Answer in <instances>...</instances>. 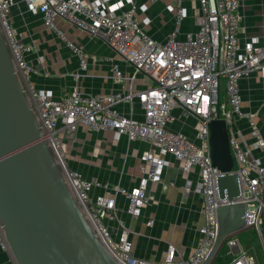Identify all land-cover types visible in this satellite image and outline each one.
Listing matches in <instances>:
<instances>
[{
    "label": "built area",
    "instance_id": "obj_1",
    "mask_svg": "<svg viewBox=\"0 0 264 264\" xmlns=\"http://www.w3.org/2000/svg\"><path fill=\"white\" fill-rule=\"evenodd\" d=\"M156 0H0V34L22 90L64 178L101 245L117 264H202L216 235V208L224 204L217 197L216 178L220 173L209 157L208 123L224 122L232 169L239 197L244 204L245 229L258 240L264 261V165L253 153L264 157V137L256 124V112L243 110L239 80L258 73L264 78V39L246 38L238 43L241 14L239 0H195L194 29L180 31L187 17L183 0H170L164 10L173 17V28L162 41L152 39L144 27L148 5ZM39 15L42 25L53 32L76 57L80 70L86 68L81 48L69 42L56 21L67 23L105 45L113 54L107 59V79L120 91L83 95L76 88L60 98L50 91L36 89L34 69L27 61L33 46L23 43L11 26L13 7ZM142 14L141 21L137 15ZM36 60L41 62L42 58ZM121 65L128 69L123 71ZM76 77V76H74ZM221 81V85H220ZM137 104V109L135 105ZM124 106L125 112L117 109ZM177 112V115L174 114ZM192 119L194 139L169 126ZM246 123V134L235 121ZM90 132H111L114 138L141 142L148 147L138 157L140 178L136 186L125 189L95 178L85 179L67 167L63 140L71 139L78 128ZM174 160L181 172L196 173L192 192L200 198L199 242L193 253L183 259L169 244L160 261L132 255L128 230L116 219V195L126 202V213L137 218L147 201V186L159 183L162 171ZM185 181L183 192L190 190ZM110 195L91 199V189ZM106 222H115V232ZM150 224V223H149ZM0 251L10 259L8 246L0 233ZM12 260V259H11ZM232 264H254L244 253Z\"/></svg>",
    "mask_w": 264,
    "mask_h": 264
},
{
    "label": "crops",
    "instance_id": "obj_2",
    "mask_svg": "<svg viewBox=\"0 0 264 264\" xmlns=\"http://www.w3.org/2000/svg\"><path fill=\"white\" fill-rule=\"evenodd\" d=\"M87 1V0H85ZM170 0H156L148 5L146 17L149 24L144 27L146 33L156 41H162L173 28V17L164 10ZM187 9V17L181 22L180 31L194 29L192 10L195 0H183ZM241 21L237 34L238 43L246 38L264 39V0H239ZM142 14L137 15L141 21ZM9 20L20 41L33 46L27 61L33 67L32 83L36 89L50 91L54 98H60L76 88L83 95L107 94L120 91L122 86H114L107 79V59L113 57L112 52L98 41L67 23L56 21V26L64 37L81 48L86 56V68L80 70L78 61L62 41L47 30L39 15H32L18 4L10 11ZM41 57V62L36 60ZM123 71L128 69L121 65ZM76 76V77H74ZM240 105L243 110L256 112V124L264 137V78L258 73L239 80ZM136 110L137 104L135 105ZM118 110L125 112L124 106ZM177 115V112H174ZM194 122L192 119L179 120L169 127L190 139H194ZM235 127L246 134V123L235 121ZM67 167L78 172L83 178H95L99 182L118 185L130 189L138 183L140 168L138 157L147 145L141 142H127L124 137L114 138L111 132H90L78 128L71 139L63 140ZM264 165V157L253 153ZM169 166L164 168L159 183L147 186V201L142 206L137 218H130L126 213L127 202L119 195L114 198L115 216L128 230L127 239L131 245L132 255L139 259L160 261L171 244L183 258H188L199 242L201 226L200 198L192 192L196 179L194 171L185 174L178 164L169 158ZM190 182V190L183 192L185 181ZM91 199L99 195H110L99 188L88 193ZM111 232H115V222H106ZM150 223V224H149ZM0 264H14L0 251Z\"/></svg>",
    "mask_w": 264,
    "mask_h": 264
},
{
    "label": "water",
    "instance_id": "obj_3",
    "mask_svg": "<svg viewBox=\"0 0 264 264\" xmlns=\"http://www.w3.org/2000/svg\"><path fill=\"white\" fill-rule=\"evenodd\" d=\"M207 127L211 165L220 173L217 197L224 204L215 210V240L202 264L211 262L225 239L246 228L224 122L214 120ZM42 137L0 34V233L13 263L117 264Z\"/></svg>",
    "mask_w": 264,
    "mask_h": 264
},
{
    "label": "rangeland",
    "instance_id": "obj_4",
    "mask_svg": "<svg viewBox=\"0 0 264 264\" xmlns=\"http://www.w3.org/2000/svg\"><path fill=\"white\" fill-rule=\"evenodd\" d=\"M193 15L194 10H192L191 16L193 17ZM241 253L250 257L254 264H264L258 240L253 232L248 229L225 239L209 264H228Z\"/></svg>",
    "mask_w": 264,
    "mask_h": 264
}]
</instances>
